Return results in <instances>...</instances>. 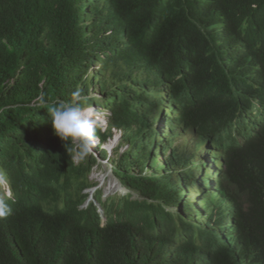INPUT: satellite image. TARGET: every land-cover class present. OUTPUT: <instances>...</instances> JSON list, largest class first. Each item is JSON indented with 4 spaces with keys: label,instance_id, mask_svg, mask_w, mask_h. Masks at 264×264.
Returning a JSON list of instances; mask_svg holds the SVG:
<instances>
[{
    "label": "trees",
    "instance_id": "1",
    "mask_svg": "<svg viewBox=\"0 0 264 264\" xmlns=\"http://www.w3.org/2000/svg\"><path fill=\"white\" fill-rule=\"evenodd\" d=\"M76 91L124 152L75 161ZM99 160L128 191L104 220ZM0 176V264H264V0H0Z\"/></svg>",
    "mask_w": 264,
    "mask_h": 264
},
{
    "label": "clouds",
    "instance_id": "2",
    "mask_svg": "<svg viewBox=\"0 0 264 264\" xmlns=\"http://www.w3.org/2000/svg\"><path fill=\"white\" fill-rule=\"evenodd\" d=\"M79 96L80 92L76 91L73 93L74 99L72 101L62 102L51 107L50 124L54 134L57 137H59L65 143H70L75 146V156L78 161L82 162L85 161L93 151V141L96 138L97 126L92 115V110L90 108L82 107L81 104L75 99ZM40 102H44L43 98H41ZM97 148L98 147H95L94 149ZM107 153L109 154L108 151ZM0 179H2L1 176ZM202 179L203 178L200 177L198 181L202 182ZM182 190L186 189L184 187L179 188L180 192ZM3 196L5 197L0 198V218H6L10 216L13 211L11 205L8 202L13 198L12 195L9 193L8 195ZM90 203L97 207L101 220H104L101 207L93 200L92 202L86 201L79 207V209H85Z\"/></svg>",
    "mask_w": 264,
    "mask_h": 264
},
{
    "label": "rangeland",
    "instance_id": "3",
    "mask_svg": "<svg viewBox=\"0 0 264 264\" xmlns=\"http://www.w3.org/2000/svg\"><path fill=\"white\" fill-rule=\"evenodd\" d=\"M98 66L99 65L95 63L92 66L91 73L98 70ZM97 91H98V87L94 86L90 92V97L95 98L98 101L103 100L105 98V95H99ZM101 103L102 102H100V104ZM85 108H90L92 110V115H93L94 120L96 121V126L97 127L102 126L103 127L102 130H104L105 121H106V118L110 115V112L108 110H106L105 107H102L101 105H99L98 107L94 106V105H90V106L85 107ZM119 137H120V135H119V133H117L116 136L113 138V139L116 138L115 140L109 139L108 142H106V143L101 142V140L96 137L93 141L94 147H93V151L91 152V154L95 153L94 152L95 147H98L97 150H101L102 148L104 150H107L109 152V156L112 155V149L117 148V147H118L120 153L124 152L126 150L127 146L122 145L121 147H119V145H120L119 144V142H120ZM175 140H177L174 142V145L176 146L179 142H182V141H183V143H185L187 141L189 142L191 140V138L188 137L187 135H185V136H182L181 138H177ZM113 141H115V142H113ZM74 150H75V146H74ZM155 154H156V159L159 162V164H163L164 159L167 157V155H169V151H166L162 156L158 155L159 154L158 151H155ZM74 159H75V161L77 160L76 156L74 157ZM203 159L207 160V159H209V157H207L206 155H203ZM193 167L197 168V165L194 164ZM199 171H200V173H202L203 170L200 169ZM197 176L199 177L200 175H197ZM88 181L93 186L91 188L84 189L82 193L87 196L86 201H89V202L90 201L92 202V200L95 201L94 197L98 193H100L102 195V201H104L108 197H112L114 195L122 196V195H125L128 193V191L125 189V186L120 184L118 179L112 174L111 165L104 160L97 161L96 165L90 170V174L88 176ZM182 183L186 184L187 181L184 180V181H182ZM9 193H10V191L7 187V183L5 181H2V179H0V195L1 194L8 195ZM132 199H138V197L134 194ZM182 214L184 215L183 212H182Z\"/></svg>",
    "mask_w": 264,
    "mask_h": 264
},
{
    "label": "water",
    "instance_id": "4",
    "mask_svg": "<svg viewBox=\"0 0 264 264\" xmlns=\"http://www.w3.org/2000/svg\"><path fill=\"white\" fill-rule=\"evenodd\" d=\"M116 139V138H115ZM115 139H113V140H115ZM113 142H115V141H113Z\"/></svg>",
    "mask_w": 264,
    "mask_h": 264
}]
</instances>
